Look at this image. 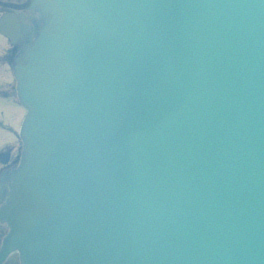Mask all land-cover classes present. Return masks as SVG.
<instances>
[{
	"label": "water",
	"instance_id": "1",
	"mask_svg": "<svg viewBox=\"0 0 264 264\" xmlns=\"http://www.w3.org/2000/svg\"><path fill=\"white\" fill-rule=\"evenodd\" d=\"M33 3L24 264H264V0Z\"/></svg>",
	"mask_w": 264,
	"mask_h": 264
},
{
	"label": "rangeland",
	"instance_id": "2",
	"mask_svg": "<svg viewBox=\"0 0 264 264\" xmlns=\"http://www.w3.org/2000/svg\"><path fill=\"white\" fill-rule=\"evenodd\" d=\"M3 41V40H2ZM1 39H0V55L5 51V48L8 46L4 40V42H2ZM0 74H3L5 76V78H8L10 77V69L9 67L5 66V67H0ZM1 106L3 107H7L8 105L6 104H1ZM9 108V106L7 107ZM11 109H13V106L11 107ZM14 110V109H13ZM15 111V110H14ZM10 117H12L10 114H8ZM22 113L20 114L19 118L21 117ZM5 113H0V118L2 119V121L7 125L9 126L10 125V121L7 120L5 117ZM8 117V116H7ZM20 121H16L13 123V127L15 129H17L18 127V124H19ZM8 138H12V136L10 134H4L3 131L1 130L0 128V146H1V142L5 139H8Z\"/></svg>",
	"mask_w": 264,
	"mask_h": 264
},
{
	"label": "bare ground",
	"instance_id": "3",
	"mask_svg": "<svg viewBox=\"0 0 264 264\" xmlns=\"http://www.w3.org/2000/svg\"><path fill=\"white\" fill-rule=\"evenodd\" d=\"M6 6H9L8 8H10V7H12V8H10L11 9V11H12V14H11V16H13V17H11V16H7V18L10 20V25L12 26V24L13 23H17V21L18 20H16L14 17H17V13H16V10H15V6H10V5H6ZM20 17H22V16H20ZM7 19V20H8ZM15 29H16V27H15ZM14 29V30H15ZM18 33V32H17Z\"/></svg>",
	"mask_w": 264,
	"mask_h": 264
},
{
	"label": "flooded vegetation",
	"instance_id": "4",
	"mask_svg": "<svg viewBox=\"0 0 264 264\" xmlns=\"http://www.w3.org/2000/svg\"><path fill=\"white\" fill-rule=\"evenodd\" d=\"M13 1H18V0H13ZM1 11L4 10V9H0ZM23 20H26V21H29L28 17H25V19Z\"/></svg>",
	"mask_w": 264,
	"mask_h": 264
}]
</instances>
